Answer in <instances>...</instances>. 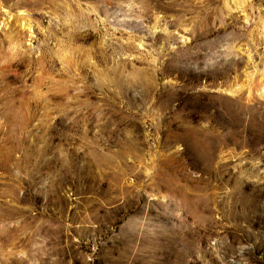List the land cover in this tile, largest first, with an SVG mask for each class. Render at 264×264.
<instances>
[{
	"label": "rangeland",
	"instance_id": "374dc122",
	"mask_svg": "<svg viewBox=\"0 0 264 264\" xmlns=\"http://www.w3.org/2000/svg\"><path fill=\"white\" fill-rule=\"evenodd\" d=\"M226 2L0 0V264H264V0Z\"/></svg>",
	"mask_w": 264,
	"mask_h": 264
},
{
	"label": "bare ground",
	"instance_id": "6f19581e",
	"mask_svg": "<svg viewBox=\"0 0 264 264\" xmlns=\"http://www.w3.org/2000/svg\"><path fill=\"white\" fill-rule=\"evenodd\" d=\"M229 1V2H228ZM232 5V6H234L236 9H239V7H240V2H239V0H227V2H226V6H227V8H229L228 6L229 5ZM227 94H229V95H235L236 93H237V91H233V90H231V89H229V90H226L225 91Z\"/></svg>",
	"mask_w": 264,
	"mask_h": 264
}]
</instances>
